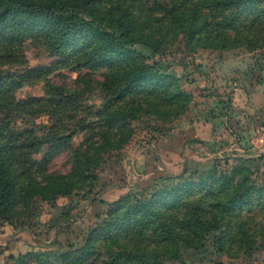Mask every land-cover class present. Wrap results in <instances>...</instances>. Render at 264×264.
Instances as JSON below:
<instances>
[{"label":"trees","instance_id":"trees-1","mask_svg":"<svg viewBox=\"0 0 264 264\" xmlns=\"http://www.w3.org/2000/svg\"><path fill=\"white\" fill-rule=\"evenodd\" d=\"M118 1L0 0V224L16 217L21 206L30 204L34 196L45 200L72 193V183L65 175L48 172L49 163L59 155H66L68 173L77 176L80 184H94L99 165L94 156L117 146L114 134L125 133L120 128L130 126L136 117L133 110L121 111L120 102L144 81L163 82L154 77L157 68L153 66L159 69L160 64L142 65L135 60L132 47L139 43L153 53L160 45L135 31L126 11L114 5ZM155 3L169 18V29L186 39L199 34L205 25L220 40L219 36L231 35L230 30L251 46H260L264 37V0ZM249 14L253 19L246 30L241 19ZM28 42L40 43L54 58L50 67L75 63L79 68L105 66L107 70L97 81L85 74L86 84L55 82L49 77V67L27 65L24 47ZM223 43L220 48H225ZM40 82L42 95L16 97L17 89ZM92 97L98 98V103L91 102ZM26 174L38 181L23 182ZM50 190L51 197L47 198ZM105 204V215L96 214L98 222L84 241L74 244L73 249L66 244L61 257L64 264H113L112 258L115 264L178 260V241L187 232L196 237V246L212 239L216 250L224 252L225 226L231 222L225 216H233V211L250 214L236 216L241 226L235 227L242 242L248 248H264V181L257 183L242 158L215 160L199 179L179 175L171 188L147 193L144 198L128 193ZM257 206L263 224L253 231L248 225ZM146 230L152 240L172 251L147 249L148 245L142 244ZM127 234H138L131 240L134 245L126 244L130 242ZM123 238L125 242L119 243ZM100 240L108 243L101 245ZM7 264L29 263L18 254L9 255ZM38 264L55 261L45 258Z\"/></svg>","mask_w":264,"mask_h":264},{"label":"rangeland","instance_id":"rangeland-1","mask_svg":"<svg viewBox=\"0 0 264 264\" xmlns=\"http://www.w3.org/2000/svg\"><path fill=\"white\" fill-rule=\"evenodd\" d=\"M114 5L126 11L136 32L160 45L153 53L139 43L132 47L135 60L142 65L160 64L159 69L153 66L157 68L154 77L163 82L144 81L120 102L121 111L133 110L136 117L130 126L120 128L125 133L114 134L117 146L94 156L99 164L98 180L90 187L68 173L65 154L49 163L48 172L65 175L72 183V193L52 199L48 198L50 190L45 200L34 196L30 204L21 206L16 217L0 224V264H7L9 255L18 254L28 258L29 264H38L45 258L64 264L61 257L66 244L73 249L74 244L84 241L98 222L96 214L105 215V203L128 193L144 198L147 193L171 188L179 175L199 179L215 160L242 158L257 183L264 181V37L260 46H251L230 30L231 35L219 36L226 45L220 48L222 40L216 39L207 25L188 39L172 32L169 18L158 9L155 0H119ZM251 19V14L241 19L243 29L251 25ZM24 51L29 67H49V77L58 83L86 84L85 74L97 81L107 70L105 66L94 70L77 68L75 63L50 67L54 58L40 43L28 42ZM142 55L148 59L142 60ZM42 94L41 82L16 91L17 98ZM90 101L98 103V98ZM22 180L38 181L27 174ZM260 209L256 207L255 218L248 225L253 231L263 224ZM232 214L225 216L231 222L225 226L224 252L216 250L212 239L196 246V237L187 232L178 241L180 259L159 258L156 264H264V248H248L235 227L241 226L239 216L250 214ZM143 231L139 229L138 233ZM146 231L142 244L148 245L147 249L172 251L164 243L152 240L150 231ZM255 234V239H259ZM127 235L130 242L126 244L134 245L131 240L137 239L138 234ZM124 242V238L119 241ZM99 243L105 245L108 240ZM112 259L110 262L115 264Z\"/></svg>","mask_w":264,"mask_h":264}]
</instances>
